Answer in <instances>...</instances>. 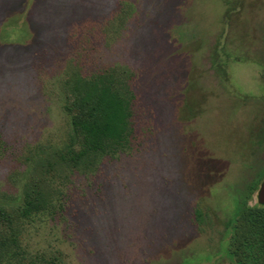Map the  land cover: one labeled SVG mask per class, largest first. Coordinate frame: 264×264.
<instances>
[{"label": "rangeland", "instance_id": "374dc122", "mask_svg": "<svg viewBox=\"0 0 264 264\" xmlns=\"http://www.w3.org/2000/svg\"><path fill=\"white\" fill-rule=\"evenodd\" d=\"M113 67L129 142L73 167L74 75ZM263 174L264 0H0V264H235Z\"/></svg>", "mask_w": 264, "mask_h": 264}, {"label": "trees", "instance_id": "16d2710c", "mask_svg": "<svg viewBox=\"0 0 264 264\" xmlns=\"http://www.w3.org/2000/svg\"><path fill=\"white\" fill-rule=\"evenodd\" d=\"M131 74L127 68L113 67L90 76L74 75L66 108L80 139V148L69 157L73 167H90L106 154H115L129 142L132 134L133 101ZM264 179L254 186L257 190ZM33 189V190H32ZM49 200L30 186L25 191L23 214L29 216L46 209ZM226 252L235 264H264V204L238 207L231 221ZM18 239L0 240V261L18 256ZM51 264H56L55 261Z\"/></svg>", "mask_w": 264, "mask_h": 264}, {"label": "water", "instance_id": "95a60500", "mask_svg": "<svg viewBox=\"0 0 264 264\" xmlns=\"http://www.w3.org/2000/svg\"><path fill=\"white\" fill-rule=\"evenodd\" d=\"M258 201L259 203L264 204V179L261 182L258 190Z\"/></svg>", "mask_w": 264, "mask_h": 264}]
</instances>
